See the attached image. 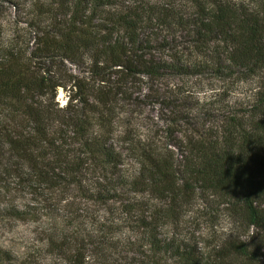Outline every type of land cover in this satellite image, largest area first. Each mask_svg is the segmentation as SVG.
<instances>
[{"label": "trees", "instance_id": "trees-1", "mask_svg": "<svg viewBox=\"0 0 264 264\" xmlns=\"http://www.w3.org/2000/svg\"><path fill=\"white\" fill-rule=\"evenodd\" d=\"M0 13V217L34 213L9 194L18 179L43 204L50 264H261L247 235L264 227V0H0ZM66 61L101 78L77 76L60 106ZM206 74L223 84L204 100L195 84L147 86L162 130L131 124L133 80ZM253 77L233 101L226 84ZM203 197L235 225L212 246L175 230ZM0 264L41 263L0 245Z\"/></svg>", "mask_w": 264, "mask_h": 264}, {"label": "rangeland", "instance_id": "rangeland-1", "mask_svg": "<svg viewBox=\"0 0 264 264\" xmlns=\"http://www.w3.org/2000/svg\"><path fill=\"white\" fill-rule=\"evenodd\" d=\"M4 10L3 16H5L6 20L21 19L18 14V9L12 5H5ZM23 27H25V23L19 22V28ZM6 29L8 33L11 34L15 28L14 25H12ZM179 40H181V38H179ZM60 67L56 69L55 72L63 83L66 82L65 86H59L57 89L56 101L60 106H66L68 104L72 93L71 86L74 84V80L77 76L89 80L86 82L90 84L93 82L96 84L98 78H101L93 74L86 66H79L68 61L65 62V65ZM192 84H195L193 90L204 100L212 94L211 92L213 90L210 89L212 86L218 87L223 83L214 78L212 74H206L204 76L186 75L183 77L180 75L166 76L160 78V80H154L153 83H146V80H143V82L133 80L131 86L134 90H138V92L141 89L137 95L141 100H139L138 105L131 106L129 112L131 114V124L135 127L139 126L138 130L140 133L144 131L148 132L147 128L156 131L162 130L164 125L163 118L165 117L164 106L158 102V99L154 101L144 100L143 94L146 95L148 93L147 86L153 85L155 88L162 90L171 87H182L184 89V86L188 87ZM260 85L261 82L253 77L238 85L232 86L231 83H228L226 87L228 86L229 97L233 98L232 100L234 101L244 96H252V94L260 88ZM170 147L175 148L174 145H170ZM11 187L15 190H10L9 194L14 197L15 204H33L30 209L33 210L34 213L27 215L24 219L0 217V245L10 249L19 261H21L26 254H32L41 264H50V256H48L43 249L39 248L41 246V239L39 238L43 236L41 233L43 226L42 221L45 219L42 208L43 204H37L33 202L34 200L31 201L32 199L29 200L31 197L30 194L28 195V200L23 198L22 196L24 193L20 189L21 186L18 179L12 181ZM41 216L42 218L40 219ZM233 228H235V225L226 213L224 207L217 204L216 201L207 203L206 198L204 199L203 197L195 200L194 205L185 212L180 222L177 223L175 230L182 236L190 237L194 241L202 240L204 244L206 242L208 244L210 243L212 246L222 235H225ZM247 237L258 252L257 255L260 257L261 264H264V227L252 229Z\"/></svg>", "mask_w": 264, "mask_h": 264}]
</instances>
